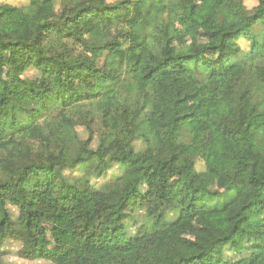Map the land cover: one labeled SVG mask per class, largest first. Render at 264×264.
<instances>
[{"label": "trees", "instance_id": "16d2710c", "mask_svg": "<svg viewBox=\"0 0 264 264\" xmlns=\"http://www.w3.org/2000/svg\"><path fill=\"white\" fill-rule=\"evenodd\" d=\"M18 1L0 5V264L9 241L53 264H264V0H212L208 41L177 49L200 0ZM53 227L70 253L46 250Z\"/></svg>", "mask_w": 264, "mask_h": 264}, {"label": "rangeland", "instance_id": "374dc122", "mask_svg": "<svg viewBox=\"0 0 264 264\" xmlns=\"http://www.w3.org/2000/svg\"><path fill=\"white\" fill-rule=\"evenodd\" d=\"M114 1V0H111ZM211 1L212 0H200L201 8H202V15H203V21H200V24L196 26L193 30L187 32L182 37H175L172 41V47L174 49L185 47L191 43H203L208 41V34L207 31L212 28L213 23L215 21V11L211 8ZM244 3L248 10H253L257 6V0H244ZM2 4H11L13 6H23L25 3L18 1V0H0V5ZM240 47L247 50L248 48V42L246 40H241L239 43ZM244 51V50H243ZM55 56H57L60 59H65L67 61H71L69 54L62 49H56L52 52ZM246 55V54H245ZM89 56L94 61L95 65L97 66H106L107 59H108V53L104 51H95L93 53H89ZM6 78L8 83L13 82V77L8 73V70H6ZM24 80L31 82L34 85H38L40 81L42 80V74L38 71H30L26 75H24ZM14 83V82H13ZM16 89V88H15ZM17 92H20V89H16ZM78 130L81 132V135L83 137H86V134L84 133L82 128H78ZM194 175H199L204 178L205 183L212 188L216 187L215 179L214 177L207 173L205 162L203 160H199L196 164V167L194 169ZM80 173H74L73 175H79ZM120 174V168L117 165H113V168L108 172L106 176L103 178L95 181L97 186H101L117 175ZM174 185H177L175 183ZM138 223L136 225V228H138L142 223V219H138ZM55 228V227H53ZM50 228L48 235H47V243H46V250L52 253H56L57 255H63L68 254L72 251L71 244L68 241L67 234H64L57 228L53 229ZM134 229L133 231H136L137 229ZM58 230V231H57ZM196 231V227L192 222H185L181 225V233L187 237H193ZM245 254V253H244ZM241 255H232L231 254V260L232 261H238ZM228 258V257H226ZM3 260L5 264H53L51 261L47 260H29L27 258H24V255L22 254V245L19 242L16 241H9L4 245V255Z\"/></svg>", "mask_w": 264, "mask_h": 264}]
</instances>
